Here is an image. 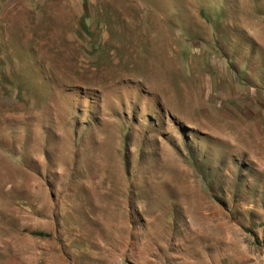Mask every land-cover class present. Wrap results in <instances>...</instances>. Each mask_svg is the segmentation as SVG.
I'll list each match as a JSON object with an SVG mask.
<instances>
[{"label":"rangeland","instance_id":"374dc122","mask_svg":"<svg viewBox=\"0 0 264 264\" xmlns=\"http://www.w3.org/2000/svg\"><path fill=\"white\" fill-rule=\"evenodd\" d=\"M0 264H264V0H0Z\"/></svg>","mask_w":264,"mask_h":264},{"label":"trees","instance_id":"16d2710c","mask_svg":"<svg viewBox=\"0 0 264 264\" xmlns=\"http://www.w3.org/2000/svg\"><path fill=\"white\" fill-rule=\"evenodd\" d=\"M39 234H44L43 232H40Z\"/></svg>","mask_w":264,"mask_h":264}]
</instances>
